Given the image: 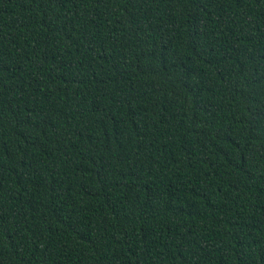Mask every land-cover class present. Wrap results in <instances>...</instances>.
Returning a JSON list of instances; mask_svg holds the SVG:
<instances>
[{
	"label": "trees",
	"instance_id": "trees-1",
	"mask_svg": "<svg viewBox=\"0 0 264 264\" xmlns=\"http://www.w3.org/2000/svg\"><path fill=\"white\" fill-rule=\"evenodd\" d=\"M0 264H264V0H0Z\"/></svg>",
	"mask_w": 264,
	"mask_h": 264
}]
</instances>
